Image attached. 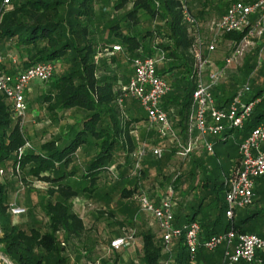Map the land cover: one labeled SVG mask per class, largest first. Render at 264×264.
Wrapping results in <instances>:
<instances>
[{
	"label": "trees",
	"instance_id": "1",
	"mask_svg": "<svg viewBox=\"0 0 264 264\" xmlns=\"http://www.w3.org/2000/svg\"><path fill=\"white\" fill-rule=\"evenodd\" d=\"M94 1L11 0V7H8L9 4L0 0V42L14 40L18 47H22L27 52L28 62L25 63L24 68L46 60L56 62V60L65 59L68 63L61 74L54 73L49 79L51 80L50 89L44 95L48 110L57 112L77 108L89 113L81 126H72L71 130L64 135L44 142L39 150L28 148L22 152L27 143L22 118H13L6 96L0 93V165L10 163L18 174L27 168L29 175L51 185L47 189L48 199L44 205L48 217L46 230L41 232L37 228H31L27 231L18 224L12 223L9 215L7 184L0 180L2 231L0 245H3V254L14 264H67L62 241H80L87 230L83 218L73 210L72 200L80 195L81 190L91 192L96 188L101 174L110 169L109 166L117 150H124L127 158H132L137 147L132 133L134 125L146 119V113L143 115L141 112L143 109L141 105L134 110L129 108L125 111L123 102H118L121 92L116 87L119 78L116 72L100 76L97 74L100 66L98 55L101 51L97 50L96 43L91 37L88 22L93 14ZM233 1L235 0H231ZM185 3L183 0H159L158 2L156 0H118L115 4L118 10L130 5V9L123 16L129 24V29L123 33L118 23L110 26L111 35L118 36L115 40L118 43L116 45L123 50L119 52L121 53L119 55L113 53L110 59L104 57L102 60L104 64L109 60L110 64L114 63L115 67L119 68L122 55L133 61L135 57L153 55L159 51L163 53V61H169L170 64L177 61V64L173 63L171 68H178L181 71V77L179 83L175 85L176 89L165 96L163 107L169 111L168 104H178L182 132L187 129L189 122L196 73L195 37L184 21ZM230 3L226 2L224 6L227 8ZM188 9L190 10L189 7ZM142 12L153 19L163 21L164 29L158 30V34L150 29H146L144 33L134 31L133 29L141 23ZM191 13L197 17L195 13ZM198 13L203 14L204 10ZM245 33V30L235 31L224 36L239 41ZM159 37L162 40L161 43L154 46L150 44V41L155 43ZM110 41L109 39L105 42L104 49L108 45L112 49ZM259 51L260 48L257 47L249 56L245 64L247 74L256 71ZM260 77L262 80L254 86L248 97L255 98L263 95L264 66L259 70L258 78ZM238 90L230 96L224 93L220 96L217 92L214 95L217 104L227 105ZM133 101L137 100L133 98ZM261 124L264 125V96L256 104L242 130L230 129L225 136L215 137L214 152L210 157L212 162L210 170L197 163V166L204 171L202 181L194 185L201 189L194 194L198 201L192 204L190 213L185 214L181 206L180 210L175 212V222L182 225L190 220L199 221L202 237L231 228L239 233H256L244 223L258 217L259 212L251 210L239 221H236L237 212L232 219L227 218L224 201L225 180L219 181V175L224 174L225 178L230 175L240 159V143L254 127ZM75 127L78 129L75 137L70 140V143H65V139L70 138L72 129ZM86 145L94 146L97 150L82 174L80 181L84 185L81 188L68 182V178L76 174L75 170L69 168L73 164L76 153ZM169 157L166 155L164 160L162 157L157 159V162L167 161ZM131 164L133 167V163ZM224 164L228 168L231 167L229 171H225ZM62 165H65V170L57 176L56 172ZM144 171L143 169L142 173ZM127 177L130 175H121L120 179ZM191 177L194 181L196 177L194 170L191 171ZM135 190L136 188L134 190L124 188L122 195L131 198ZM257 193L264 195V189L259 191L255 189V197ZM213 210L218 211V216L212 219ZM223 217L227 218L225 224ZM60 235L63 240L60 239ZM141 236L142 264H163L165 252L161 243L162 239L157 240L156 234L151 230L143 231ZM174 249V264H188V252L182 240L176 242ZM222 256L223 249L220 247L215 251L201 249L197 255L196 264H220ZM261 257V264H264V253ZM237 264L258 263L240 261Z\"/></svg>",
	"mask_w": 264,
	"mask_h": 264
},
{
	"label": "rangeland",
	"instance_id": "2",
	"mask_svg": "<svg viewBox=\"0 0 264 264\" xmlns=\"http://www.w3.org/2000/svg\"><path fill=\"white\" fill-rule=\"evenodd\" d=\"M24 1V0H19ZM118 0H95L93 3V14L89 18V26L91 30V37L96 43L98 51L101 53L98 55L100 63L97 74H118L117 89L119 86L127 84L129 78L134 72L133 61L124 58L120 60L119 69L115 67L114 63L104 64L103 59L107 57L110 59V55H105L104 47L105 42L110 41V45H116V38L118 36L111 35L110 26L113 23L120 25V30L124 33L129 29L128 22L123 18L126 11L130 9V5L124 9L118 10L115 8V4ZM157 2L159 0H156ZM11 0L8 7H11ZM187 6L191 12L197 15L199 20L198 36L202 37L206 42H209L212 35L210 29V23L213 20L218 19L224 13L226 2L230 3L231 0H185ZM204 10L203 14H199L198 11ZM165 24L160 19H153L144 12L141 13V23L133 30L139 33H144L146 29L152 30L158 34V30H163ZM253 44L246 48L244 56L237 62L227 66L224 69L219 84L214 88L213 94L220 92V96L224 93L227 96L232 95L237 89L242 88L244 85L249 84L251 92L254 86L259 83L262 78L259 77V70L264 66V36L259 38H252ZM161 38H157L155 43L150 41V44L161 43ZM233 40L225 38L223 36L215 43V49L212 52H207L206 56L210 62L219 68L225 67V59L229 56L233 48ZM260 48L257 57V69L249 74L246 73L245 64L249 59V56L257 48ZM110 49L109 45L106 47ZM104 49V50H103ZM103 50V51H102ZM123 50V48H122ZM122 50H119L121 52ZM0 55L3 58L2 66L5 71L12 72L16 67L24 68L25 63L28 62L27 52L15 44V41L0 42ZM14 57L17 62L12 60ZM252 61V60H251ZM162 61L158 66H161ZM55 74L62 73L68 65L65 59L56 60ZM16 66V67H15ZM121 83V85H120ZM51 80L48 81H36L31 84L30 89L27 91V110L23 116V130L26 134L33 150H39L40 146L52 138L64 135L65 131H70L72 126H81L82 121L88 116V112L82 109H67L57 112H51L48 110L46 103L44 102V95L50 89ZM249 96V95H247ZM140 106L138 101H133L132 97H125L123 101V108L127 111L129 108L135 109ZM143 115H145L144 109H141ZM177 110L170 111V118L173 126L176 130V114ZM78 131L77 127L72 129L70 138L65 139V143H70V140L75 137V133ZM177 131V130H176ZM136 140V150L142 144H145L149 148L147 155L142 161L141 170H135L131 166L133 163V156L127 158L124 150H117L113 162L109 166V170L104 171L99 180L97 181L96 188L91 192H85L81 190L80 195L72 200V207L84 221L87 228L82 240H75L73 242H64L62 245L65 247V255L67 257V264H142V232L147 230V226H150L151 222L155 220L145 213L140 207L138 200L133 197L128 198L122 195L124 188L137 191H146L148 194L163 193L167 187L172 186L175 190V198L177 201L176 210L183 206L184 209H189L192 204L198 201L194 198V194L198 193L199 188L195 187L199 184L204 176L200 166L207 167L210 170L212 162L210 160L212 152H206L202 146V165H192V158L195 151L188 157L184 158L178 153L179 146L172 143L166 138L160 137L153 129L148 128L146 119L142 120V123L135 127L132 131ZM178 133V131H177ZM179 135V134H178ZM198 136L196 132L190 135V138L186 139L182 135L179 136L182 142H187L189 139H195ZM209 140L215 137H208ZM214 141V140H213ZM153 147L163 148V158L169 155L167 161L157 162L151 153ZM96 148L91 145L83 146L79 150L75 157L73 164L69 168L76 171V178H69V183L73 185L82 186L81 177L85 172L89 161L96 153ZM191 160V161H190ZM197 163V161H196ZM197 165V164H196ZM225 165V164H224ZM192 167V168H191ZM145 170L142 173V170ZM225 171H229V168L225 165ZM2 170V171H1ZM65 170V165H62L56 175L62 174ZM196 172L195 180L192 181L191 171ZM28 169L21 171L20 174L15 173L10 163L0 165V180L7 184L8 188V203L14 204L25 208V212L14 216L9 210V215L13 224H18L21 228L29 231L31 228H37L41 232L46 230V224L48 223V217L45 213V202L48 199L47 189L51 187L50 183H46L38 178H35L28 174ZM129 174L130 177L126 179H120V176ZM225 180L224 174L219 175V181ZM264 182V179H262ZM137 186V187H136ZM199 187V186H198ZM80 188V189H81ZM264 189V185L260 190ZM107 193V195H106ZM223 197V196H222ZM254 204L249 209L240 208L237 210L236 221H239L251 210L259 212V216L250 220L248 223H244L245 226L252 228L257 234L264 237V195L263 193L256 195ZM189 203L186 208L184 203ZM218 211L213 210L211 217L216 218ZM223 223L227 221L226 217H223ZM133 233L134 244L140 243V249L136 248V255L134 258L125 256L124 254H115L110 249L111 241L119 236L125 235V233ZM2 235L0 227V236ZM161 237V236H160ZM60 239L63 240L60 235ZM157 240H159L157 238ZM162 243V242H161ZM163 244V243H162ZM163 251L165 257L163 258V264H174V251L175 244H170L166 247L163 244ZM3 245H0V264H14L9 258H7L2 252ZM223 249V246L220 247ZM168 251V252H166Z\"/></svg>",
	"mask_w": 264,
	"mask_h": 264
},
{
	"label": "built area",
	"instance_id": "3",
	"mask_svg": "<svg viewBox=\"0 0 264 264\" xmlns=\"http://www.w3.org/2000/svg\"><path fill=\"white\" fill-rule=\"evenodd\" d=\"M7 4L10 0H4ZM185 2V0H183ZM184 21L189 31L195 37L194 54L196 58V73L192 92V106L189 117V131H196L198 136L182 142L163 107V100L170 92L171 86L158 72V65L163 61V53L135 57L133 59L134 72L127 84L120 85L118 102L122 103L125 97L136 99L146 113L148 128L179 146L178 153L186 158L199 145L208 152H214L213 143L208 137H223L230 129L242 130L250 118L256 104L262 96L248 97L251 93L249 84L240 88L227 105L217 104L213 89L219 84L224 69L241 59L246 48L253 44L252 38L264 36V0H235L231 2L224 13L210 23L212 30L211 40L206 42L198 36L199 20L184 5ZM246 31L239 41L233 40V48L225 59V67L219 68L209 61L206 54L215 49V43L230 32ZM120 50L118 45L112 49H105L106 55H112ZM14 63L17 60L12 57ZM3 58L0 55V93L6 96L14 119L22 118L27 110V91L36 81H48L56 71V63L52 60L40 61L26 68L7 72L4 70ZM264 125L254 127L242 140L239 146L240 159L233 167L231 173L225 178L224 201L226 216L232 219L237 210L248 208L255 201L256 181L264 177ZM27 140L23 151L30 148ZM149 148L142 144L135 150L133 156V169L141 170L142 161ZM151 153L155 159L163 157L162 147H153ZM18 171V169H16ZM2 171V170H1ZM134 198L142 210L151 216L160 227L162 243L168 247L175 240H182L188 252V264H196L197 255L201 249L215 251L223 246V256L220 264H237L240 261L248 263H262L261 254L264 253V237L257 233H239L231 228L227 231L202 237V228L197 220H190L182 225L175 223V190L167 187L163 193L156 197L146 191H137ZM11 214L18 216L26 210L23 207L10 204ZM133 233H125L114 238L110 243L112 251H119L134 244ZM168 252V251H166Z\"/></svg>",
	"mask_w": 264,
	"mask_h": 264
},
{
	"label": "crops",
	"instance_id": "4",
	"mask_svg": "<svg viewBox=\"0 0 264 264\" xmlns=\"http://www.w3.org/2000/svg\"><path fill=\"white\" fill-rule=\"evenodd\" d=\"M110 46H113V45H110ZM115 54H117V55H119V54H121V53H119V51H115L114 52ZM106 55V54H105ZM124 58H125V56L124 55H122V57L120 58V60H124ZM109 59V58H108ZM174 64H177V61H176V63L175 62H173ZM173 63H169V61H164L163 62V64L161 65V66H158V72H159V74L162 76V77H164V79H166L167 80V82L169 83V85L172 87L171 88V90L170 91H172V90H174V89H176V84L177 83H179V80H180V77H181V71H179V69L178 68H174V69H172L171 68V66H172V64ZM117 65V64H116ZM216 66V65H215ZM16 67V66H15ZM19 69H23V68H18V67H16L12 72H14V71H16V70H19ZM119 69V68H118ZM213 92H214V90H213ZM219 94H220V92H218ZM248 97V96H247ZM168 106V113H169V117H171L170 116V111H173L174 109H176L177 111H179V106H178V104H176V103H171V104H168L167 105ZM171 119V118H170ZM175 121H176V125H177V128H176V130L178 131V134H179V136L181 137V135L184 137V138H186V139H188V138H190V135L192 134V133H194V132H196V131H193V132H190L189 131V122H188V126H187V129L184 131V132H182V124L180 123V116H179V113L177 112V114H176V119H175ZM142 123V121H140V122H138V123H136L135 125H134V128L135 127H138L140 124ZM68 131H65L64 132V134L65 133H67ZM197 133V132H196ZM210 137H212V136H210ZM53 139V138H52ZM209 139V138H208ZM214 140V141H213ZM209 141H211L212 143H213V145L215 144V138L214 139H212V140H209ZM200 147H202L201 145H199L198 147H197V149H195L196 151H195V153L193 154V156H194V158H192V162L194 163L193 165H192V167L194 168V165L195 166H197L196 164L197 163H200V161H202V158H201V156H202V151L200 150ZM82 149V147L79 149V150H81ZM206 150V149H205ZM206 152H207V150H206ZM209 153V152H208ZM211 154V153H210ZM191 161V160H190ZM196 161H197V163H196ZM200 165H201V163H200ZM191 167V168H192ZM231 168V167H230ZM229 168V169H230ZM76 175V174H75ZM75 175L74 176H72V177H69V178H76L75 177ZM69 178H68V182H69ZM262 179H264V177L263 178H259L257 181H256V187H255V189H256V191H259L260 190V188H262L263 187V185H264V182H262ZM72 184V183H71ZM150 194V193H149ZM158 194V193H157ZM156 194V195H157ZM150 195H152L153 197H155V194H150ZM194 196V195H193ZM194 198H195V196H194ZM178 204V203H177ZM189 203H184V206H185V208H186V206L188 205ZM175 208H176V206H175ZM177 209V208H176ZM175 209V212H177L178 210H176ZM185 211H183L185 214L186 213H190L191 212V209L189 208V209H184ZM177 225H180V224H178L177 222H175ZM147 230H151L153 233H155L156 234V238H158L159 240H161L162 238L160 237L161 236V230H160V227L158 226V223L155 221V222H151L150 223V226H147ZM178 240H175V241H173V244H176V242H177ZM142 244H143V241H142ZM138 247V249H140L139 247H140V243H135V244H133V245H131V246H128V247H126V248H122L121 250H119V251H113V253H115L116 255L117 254H124L125 256H130L131 258H134L135 257V255H136V248ZM174 254V257H175V252L173 253ZM142 255V254H141Z\"/></svg>",
	"mask_w": 264,
	"mask_h": 264
}]
</instances>
